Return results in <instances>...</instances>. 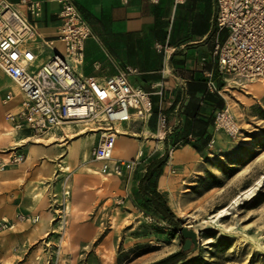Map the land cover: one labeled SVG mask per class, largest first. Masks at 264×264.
Segmentation results:
<instances>
[{"label": "rangeland", "instance_id": "rangeland-1", "mask_svg": "<svg viewBox=\"0 0 264 264\" xmlns=\"http://www.w3.org/2000/svg\"><path fill=\"white\" fill-rule=\"evenodd\" d=\"M224 93L237 135L220 130L194 157L167 155L161 193L174 220H181L179 229L137 207L139 194L125 183L128 174L103 177L89 152L83 161L70 155L79 139L90 151L98 130L89 131L96 126L87 123L73 127L61 143L47 145L65 153L45 161L50 174L38 172L30 179L25 197L42 203L43 213L0 220V264H154L182 250L180 228H200V223L198 244L180 264H264V83L228 79ZM80 128L88 130L79 133ZM31 142L26 147L35 145ZM65 156L68 167L61 170ZM257 182L254 194L233 204L217 224L209 223Z\"/></svg>", "mask_w": 264, "mask_h": 264}, {"label": "crops", "instance_id": "crops-1", "mask_svg": "<svg viewBox=\"0 0 264 264\" xmlns=\"http://www.w3.org/2000/svg\"><path fill=\"white\" fill-rule=\"evenodd\" d=\"M4 1L22 9L20 0ZM34 1L42 6L41 18L34 21L41 40L54 41L52 49L62 51L56 41L59 0ZM75 6L89 26L91 37L84 42L83 62L74 66V74L94 78L102 84L109 76L125 74L131 69L135 72L127 75L129 83L153 94L152 117L143 124L121 125L126 132L117 136L114 144L119 155L113 157L118 160L128 161L142 153L139 159L142 164L127 173L125 183L131 189L137 188L146 165L164 152L170 156L186 153L194 157L193 154L208 149L216 137L212 126L214 115L226 108L224 90L228 81L219 76L212 55L214 41L222 43L227 36L226 31L218 33L214 26L215 0H75ZM32 49L42 53L38 65L52 53V49L38 44L32 45ZM208 82H214L218 93L207 88ZM11 93L14 99L5 104L4 97ZM20 99L15 85L0 70V164L5 165L0 170V220L13 219L18 213H43L42 203L25 197L29 194L30 179L38 172L44 176L50 174V168L44 169L45 161L53 163L65 153L63 148L57 152L36 145L26 147L33 140L29 132L14 130L7 120L8 115L19 109ZM159 114L166 117L165 129L158 126ZM204 124L210 136L207 144L198 136ZM56 131L40 140L50 139ZM66 134L62 130L53 140L61 143ZM96 138L97 135L92 139L90 151L87 143L79 139L68 152L74 149L70 155L76 161L86 160ZM49 153L56 158H49ZM17 155H22L23 161L10 164ZM68 158L65 156L64 164L58 165L61 170L67 166ZM33 162L38 163L37 167H33ZM96 163L99 173L101 163ZM167 168V165L163 167L157 182L160 194L164 190L161 178Z\"/></svg>", "mask_w": 264, "mask_h": 264}, {"label": "built area", "instance_id": "built-area-1", "mask_svg": "<svg viewBox=\"0 0 264 264\" xmlns=\"http://www.w3.org/2000/svg\"><path fill=\"white\" fill-rule=\"evenodd\" d=\"M59 2L56 41L62 51L58 52L52 49L54 41L41 40L34 25L42 16L40 2L20 0L19 9L0 0V70L21 98L19 109L7 120L14 130L29 132L32 138L48 136L66 124L91 123L98 135L90 157L101 163L99 174L122 177L140 164V156L128 161L113 157L120 135L116 126L149 120L153 94L129 83L127 75L135 72L131 69L109 76L102 84L94 78L75 75L73 68L83 62V45L91 31L77 11L75 0ZM215 5L214 26L218 33H227L222 43L214 41L212 55L219 76L223 81L264 83V0H215ZM37 44L52 49L41 65L37 62L42 53L32 49ZM207 88L218 93L214 82H208ZM13 97L7 94L4 103ZM158 126L166 128L165 115L159 114ZM212 126L214 132L221 130L231 137L239 131L226 108L214 115ZM22 161L23 156L17 155L10 163Z\"/></svg>", "mask_w": 264, "mask_h": 264}, {"label": "trees", "instance_id": "trees-1", "mask_svg": "<svg viewBox=\"0 0 264 264\" xmlns=\"http://www.w3.org/2000/svg\"><path fill=\"white\" fill-rule=\"evenodd\" d=\"M207 127V124H204V127L201 126L198 132V136L203 137L206 144L210 138V136L206 134ZM166 163L167 152H164L160 157L152 159L146 165L144 175L142 176L143 178L138 181L137 193L139 194V197L137 199V207L143 212L150 210L153 215L160 220H167L171 222L172 226L179 229L181 220H174V215L171 209L167 206V202L162 193L160 194L157 192V182ZM186 254L187 252L180 250L178 253L171 254L163 258L162 261L154 264H180V262L186 259Z\"/></svg>", "mask_w": 264, "mask_h": 264}, {"label": "bare ground", "instance_id": "bare-ground-1", "mask_svg": "<svg viewBox=\"0 0 264 264\" xmlns=\"http://www.w3.org/2000/svg\"><path fill=\"white\" fill-rule=\"evenodd\" d=\"M258 82V81H257ZM87 124H85V123H77V125H76V127H83V126H86ZM73 127H75V126H72V125H70V124H66V125H64V126H62V128L61 129H59V131H56L55 133H53L52 134V137L50 138V139H48V140H45V141H42V140H40L38 137H36V138H34L33 140H32V142L31 143H33V144H35L37 147H40V148H43V149H45L46 148V150L48 149V147H47V145H50V144H53V142H55L53 139H54V137H55V135H57L59 132L61 133V131L63 130V131H65L66 133H68V132H70V131H72L71 129L73 128ZM75 127V128H76ZM81 130L79 131V133H83V132H85L86 130H88L87 128H80ZM116 129H117V131L119 132V134H122V135H124L125 134V130L123 129V128H121L120 126H116ZM97 129L96 128H94V129H90L89 131H91V132H94V131H96ZM55 140H57V139H55ZM83 142V141H82ZM81 142V144H82V146H84V143H82ZM58 147H60V146H58ZM74 149H70V153H74ZM117 155H119V151H118V149H116V147H114V149H113V156L115 157V156H117ZM142 155V153H139V156H141ZM161 180H162V182H163V179L161 178ZM259 184H260V182H257L256 183V188H254V187H251V188H248V189H246V190H243L244 192H242L239 196H237L233 201V203H231L230 205H228L227 206V208L228 209H222V210H220V211H218L217 213H215V214H213V215H211V217H209V223H211L212 222V224L213 223H215V224H217L218 223V221L221 219V218H223V217H225V216H227L228 215V210H229V208L230 207H232V205L233 204H236V202L237 201H240V200H243L244 198H247V197H250L252 194H254L253 192H254V190H256L257 189V187L259 186ZM206 225V224H205ZM199 226H200V228H195V229H192L193 231H194V233H196L197 231H199L200 229H203V227H204V225L202 224V223H200L199 224ZM205 230V229H204Z\"/></svg>", "mask_w": 264, "mask_h": 264}, {"label": "water", "instance_id": "water-1", "mask_svg": "<svg viewBox=\"0 0 264 264\" xmlns=\"http://www.w3.org/2000/svg\"><path fill=\"white\" fill-rule=\"evenodd\" d=\"M180 234L181 237L183 238V251H188L191 247H193V249L196 248L198 242H197V234L194 233V231L192 229H189L187 227H182L180 228Z\"/></svg>", "mask_w": 264, "mask_h": 264}]
</instances>
